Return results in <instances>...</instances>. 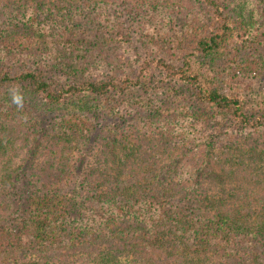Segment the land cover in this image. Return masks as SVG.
Here are the masks:
<instances>
[{"label": "trees", "instance_id": "obj_1", "mask_svg": "<svg viewBox=\"0 0 264 264\" xmlns=\"http://www.w3.org/2000/svg\"><path fill=\"white\" fill-rule=\"evenodd\" d=\"M131 2L188 6L0 0V264H264V0L172 11L153 40L178 63L150 57L140 69L127 48L107 54L122 37L109 9ZM91 62L113 73L92 77ZM151 63L191 97L188 119L210 127L206 156L189 140L175 151L183 108L152 133L79 130L82 117L111 116L109 92L128 95ZM224 126L237 134L213 169Z\"/></svg>", "mask_w": 264, "mask_h": 264}, {"label": "rangeland", "instance_id": "obj_2", "mask_svg": "<svg viewBox=\"0 0 264 264\" xmlns=\"http://www.w3.org/2000/svg\"><path fill=\"white\" fill-rule=\"evenodd\" d=\"M182 2V0H174ZM188 6L182 8H173L171 4L169 7L160 8L158 10L143 8L142 11L136 8V5L130 4V9L125 8L123 4H113L109 12L113 14L119 24L122 32V37H118L117 46L113 44L107 46V54L109 56L117 57V52L123 51L127 48L133 53V64L134 68L140 69V66L148 60L150 57L158 58L163 57L174 61L176 63L178 58L175 54L158 45L153 38L158 37L157 29L162 24L163 21L170 19V13L174 10H184L189 12L195 11L197 6L192 3V0H185ZM147 12L148 15H143V12ZM163 25V24H162ZM79 40H81L79 38ZM103 45V44H102ZM77 45V47H79ZM65 52L70 53V57L79 61L77 51L74 47H68ZM97 48V47H96ZM104 48V47H103ZM116 48L117 52L112 50ZM126 53V51H125ZM99 54L96 55V57ZM81 56V55H80ZM89 75L95 78H105L111 75L113 72L110 71L109 67H101L95 70L94 63L91 62ZM131 70H128L130 72ZM143 72L140 83L137 87L131 90L128 95H119L114 90L109 93L108 104H110L104 111H110L111 116L108 117L106 114H100L97 120H89V115L80 118L81 122L79 125V130L82 132L90 131L93 135L103 136L104 127L110 123H115L119 125L120 129L133 131L134 129L142 132L143 130H151L156 132L161 130L163 124L170 120L173 114L179 112L180 108H183L182 114L179 115L177 120H174V136L175 146L177 150L182 152L185 148L186 142L189 140L192 149L197 152L196 157L206 156L204 151L207 149L205 146L204 138L209 134L210 127L205 126L199 122L190 121L188 118V112L190 113L191 106L194 102L187 93H182L180 91L179 84L177 80L168 74L165 70L160 67H156L153 63L150 64L148 69L142 68ZM136 73V72H135ZM56 77V80L62 81L64 74L61 71H55L52 73ZM62 78V79H61ZM96 104H102L97 101ZM106 104V103H104ZM99 110V109H97ZM164 111L167 114H164ZM98 113H103L100 110ZM42 125V124H41ZM228 133L225 134V139L223 142L220 141V137L216 143H214V148L211 150L212 162L209 164L212 168L216 164H212L217 161L218 158H222L224 151H226L228 143L226 138L233 137L237 133L231 126L223 127ZM91 152L87 154V159L91 160L92 155L97 152V147H91ZM210 152V151H209ZM197 160L195 162L191 161L188 163L191 167H195ZM165 161V160H164ZM163 161V162H164ZM162 162V163H163ZM166 162H164L165 164ZM160 165V164H159ZM164 167V166H163ZM214 169V168H213Z\"/></svg>", "mask_w": 264, "mask_h": 264}, {"label": "clouds", "instance_id": "obj_3", "mask_svg": "<svg viewBox=\"0 0 264 264\" xmlns=\"http://www.w3.org/2000/svg\"><path fill=\"white\" fill-rule=\"evenodd\" d=\"M20 99H21V97H20L19 93L18 92H14L13 101L18 103L20 101Z\"/></svg>", "mask_w": 264, "mask_h": 264}]
</instances>
